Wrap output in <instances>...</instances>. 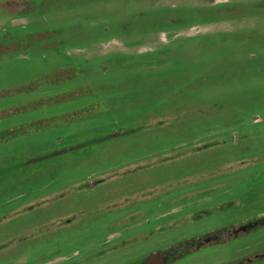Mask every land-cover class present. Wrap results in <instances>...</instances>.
<instances>
[{"label":"rangeland","instance_id":"374dc122","mask_svg":"<svg viewBox=\"0 0 264 264\" xmlns=\"http://www.w3.org/2000/svg\"><path fill=\"white\" fill-rule=\"evenodd\" d=\"M190 243L264 264V0H0V264Z\"/></svg>","mask_w":264,"mask_h":264},{"label":"flooded vegetation","instance_id":"af4514ba","mask_svg":"<svg viewBox=\"0 0 264 264\" xmlns=\"http://www.w3.org/2000/svg\"><path fill=\"white\" fill-rule=\"evenodd\" d=\"M217 236L218 235L215 234L214 236H211V237L214 238V237H217ZM203 239H201L200 241L199 240H195V241L192 240V241L195 243V245H198V243H201V241ZM221 240H224V239H218V240L215 239V240H212V241H214V242L215 241L216 242L218 241L219 242ZM193 245L194 244H191V243L190 244H184V245H182V246H180L178 248H171V249H169V250H167L165 252L158 253V256L163 257V261H162L161 264H164V263H166V264H174V263L178 262L179 259L183 258L184 257V254H187V253L188 254H191L193 252H196L198 250V247L199 246H196L197 248H192L191 246H193ZM200 246H202V245H200ZM181 248H185V249H181ZM149 255H152V253L149 254ZM152 263L153 264H156L158 262L155 261V259H152Z\"/></svg>","mask_w":264,"mask_h":264}]
</instances>
